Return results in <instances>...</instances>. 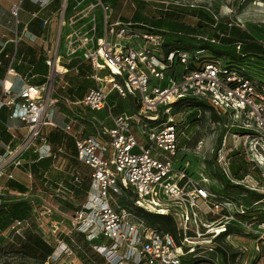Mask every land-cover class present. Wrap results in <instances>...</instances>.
I'll list each match as a JSON object with an SVG mask.
<instances>
[{
	"label": "built area",
	"instance_id": "1",
	"mask_svg": "<svg viewBox=\"0 0 264 264\" xmlns=\"http://www.w3.org/2000/svg\"><path fill=\"white\" fill-rule=\"evenodd\" d=\"M26 1L39 11L59 2L57 34L55 43L44 51L46 74L41 84H30L29 73L20 78L19 90L0 79V112L6 109L7 121H17L25 129L18 138L11 133L15 128L4 124L11 138L6 144L0 142V180H13L12 171L21 170L30 181L24 194L7 193L23 197L16 199L26 201L30 211L0 234V246L32 233L53 247L43 264H75L80 263L77 251L84 254L77 235L104 264H224L228 255L214 240L232 224L253 231L255 249L264 260L260 251L264 247L260 216L264 213V72H252L253 60L230 64L229 59L204 57V50L166 49L167 31L141 22L110 21L112 10L102 0H15L9 8L15 43L23 38L41 40L20 21ZM48 22L42 20L40 27L45 29ZM195 38L219 44V39L209 36ZM235 48L239 52L240 44ZM73 60L78 62L72 65ZM81 66L94 87L87 88L80 101L63 99L57 92L70 87L66 77L78 75ZM6 75L17 74L9 68ZM112 96L130 98L135 113L113 114ZM59 99L87 113L55 123L53 107ZM183 100L205 104L209 110L196 109L189 118V112L176 106ZM103 111L106 116L100 118ZM208 113L223 133L214 152L220 176L242 188L238 196L215 193L213 189L221 185H213L203 172L194 177L189 160L180 158L190 142L187 130ZM51 130L72 142L73 153L64 143H49ZM233 153L249 165L240 172L241 179L230 172ZM27 155H34L36 161L51 160L55 170L60 156L87 167L84 199L74 198L82 190L78 172L71 174L68 186L50 184L43 175L45 188L33 187L24 168ZM250 193L260 198L246 204L243 199H249ZM127 197L125 205L122 199ZM139 210L170 218L176 239L147 224L137 215Z\"/></svg>",
	"mask_w": 264,
	"mask_h": 264
},
{
	"label": "trees",
	"instance_id": "2",
	"mask_svg": "<svg viewBox=\"0 0 264 264\" xmlns=\"http://www.w3.org/2000/svg\"><path fill=\"white\" fill-rule=\"evenodd\" d=\"M102 2H104L106 5L108 4V0H102ZM37 11L38 8L36 7V10L33 12V14ZM143 14V12L141 13L135 11L130 20L122 21L141 22L148 24L155 29L167 31L168 33H166L164 37V48L166 49H181L190 52V45H188L190 42L187 43L188 47H182L180 44L184 43L182 42V40H185L186 42L195 41L198 43V47L195 50L207 51L209 58L229 59L230 64H238L244 58H251L253 60L251 63L254 64L250 66L254 69L252 70V72L257 73L255 70L264 72V42L257 41L249 34L240 32L238 29H235L233 27L228 28L226 24L222 26V24L215 21V19L209 12L203 9L168 5L166 8H163V6H161L158 9L157 14L159 15L157 17H148ZM185 14H189L191 17L197 20L194 26L187 25L181 20ZM39 23V20H33L29 24L30 31L40 34L38 28ZM219 34H223V37L220 38ZM196 36H209L211 38L219 39V44L216 46L209 45L207 44V42L197 40L195 38ZM237 43L240 44L239 52H237L235 48ZM232 52H234L235 54H239L240 57H231L230 54ZM77 62L78 61L73 60L71 64L74 65ZM27 69L29 70V74L39 73L41 75H45L46 73L45 65L43 63V60H41L40 58L37 65H33V68L29 67ZM85 71V66L79 67V74L77 76H79L80 78H84ZM42 82L43 79L40 78L34 81V84L32 85H39ZM85 87L86 86L82 85L80 82L78 84H71V86L63 93L67 95V98L71 102L80 101L82 100L87 90V87ZM176 106L182 107L185 109V111L189 112V118H191V116H194V114L196 113V109H201L203 111L209 110V107L205 104L191 100H183L180 103L176 104ZM7 114L8 113L6 109L0 112V142L5 144L8 143L11 138V135L6 132L4 127V124L7 123ZM47 139L53 146L64 143L66 147L73 153L72 142L69 139H66L65 136L59 131L51 130L48 133ZM219 145L220 141L218 142V147ZM0 153H3L2 149H0ZM231 156L232 159L230 162V172L236 179H241L242 175L240 174V172L243 170L245 171L246 168L249 167V165L245 162L243 157L238 155V153H233ZM65 160H67L70 164L68 168H72L73 171L67 174L66 178L64 179L60 178V174L56 172L57 170H53V168L51 167L52 161L49 159L36 161L34 155H27L25 156V161L27 162V164L24 166V168L28 169L29 173L32 176L34 182L33 187L38 186L43 188H45L43 175H45L50 184L64 182L68 186V183L71 180V174L78 172L79 177L81 178L82 190L77 191L74 195V198L78 201L83 200L85 197L84 192L87 189L89 181L87 182L86 178L83 176L82 171L80 170V166L82 165L77 164L71 158ZM215 174L214 176H216ZM220 185V189H213V191L215 193L220 192V194L228 197L238 196L239 191H243L241 187L234 186L224 179L220 181ZM5 187L6 192H17L20 194H24L26 192V187L24 185L19 184L13 180L7 181ZM253 196H250V194L248 195V197ZM244 203L248 204V200H245ZM29 211L30 207L26 201L18 199L3 200V202L0 204V234L5 231L13 221L22 220L28 217ZM137 215L141 217L147 224L156 226L160 231L168 233L176 239V228L170 218L161 215L150 214L142 210L137 211ZM75 240L84 251V254L77 251L78 258L82 264H104V261L91 251L90 247L81 236L76 235ZM4 246H8L14 254H18L33 261L29 263L22 262L18 264H43L53 250L51 244L44 242L39 236L32 233L27 234L25 236V240L15 239L13 244H7ZM1 251L3 252L4 250ZM223 260H225V257L223 258Z\"/></svg>",
	"mask_w": 264,
	"mask_h": 264
},
{
	"label": "rangeland",
	"instance_id": "3",
	"mask_svg": "<svg viewBox=\"0 0 264 264\" xmlns=\"http://www.w3.org/2000/svg\"><path fill=\"white\" fill-rule=\"evenodd\" d=\"M122 1L124 0H108L107 5L113 8L115 12L110 21L115 19L130 20L135 11L141 13L143 12V15L148 17H157L159 15L157 14L158 9L161 6H163V8L168 5L198 8L209 12L215 21L222 24V26L230 23L232 24L233 28L238 29L240 32H245L255 40L264 42V0H128L129 3H127L128 7L126 9L128 14H123L121 16L118 14L120 7L122 6ZM31 6L32 5L27 1L22 6L23 10L26 9L28 11V18L31 16ZM20 20H22V14H20ZM181 20L190 26H194L197 22V20L191 17L189 14H185ZM182 42H184L180 44L182 47H188V45H190V52L195 51V49L198 47V43L195 41L186 42L185 40H182ZM187 43L189 44L187 45ZM207 55L208 52L204 51V57H209ZM230 55L231 57L235 58L240 57L239 54H235L234 52H232ZM66 80L69 82V84H78L80 82L87 88L94 87L92 81L85 78H80L79 76L72 73L66 77ZM57 93L59 95H63V99L66 98L69 101L65 93ZM63 99H59L53 107L52 119H54L56 122H66V116H73L76 113H87V111L82 107L80 109L79 107L72 106ZM110 103L116 105V107L112 110L113 114H118L120 112H125L127 114L135 113V110L132 109V101L130 98L119 99L117 96H112L110 98ZM98 116L100 118H105L106 112L103 111ZM107 125H109V123H107ZM187 132L189 134L190 142L187 144V151L180 154V158L183 157V159L189 160L190 170L193 172L194 177H197L199 172H203L204 176H206V178H208L213 185L219 187L222 176L220 177V172L214 158V152L218 148V142L221 141V136L223 134L221 126L213 123L212 116L208 113L204 115L198 123H194L193 126L189 127ZM132 133L138 138L137 130L132 128ZM12 134L16 135L18 138H22L25 134V129L21 126L17 127L12 131ZM0 149H2V144H0ZM60 160L65 162L61 167H59ZM67 163L68 161L62 158V156H60L59 159L55 161V167H59L61 170L56 171L58 174H60L61 179L66 178L67 174L73 171L72 168H66L65 164ZM80 170L88 182L90 170L83 165L80 166ZM214 174L216 176H214ZM19 176L20 178H18V180L22 182L23 185L28 186V180L25 179L22 174ZM217 193L220 194V192ZM250 196H253V194L250 193ZM16 198L23 197H17L16 195L8 196L5 193L3 194L2 200H13ZM259 198L260 196L255 194L254 199L253 197H249V199L244 197L243 201L250 199L257 201ZM128 199L129 197L126 199L123 198L122 203L125 205L129 204ZM255 209H257V207H255ZM260 216L264 217V213H260ZM211 229L214 230L216 228L212 227ZM3 233L4 235L6 234L4 231ZM246 233L247 232H245L243 229L229 224V226H227L226 233L222 236H218L214 240L215 245L218 246V248L224 250L228 255V258L224 260V264H264V260H262L260 253H258V251L255 249L256 244L258 243L256 241L257 237L254 235L252 230H249V233ZM226 235L228 236L226 237ZM4 245L5 243H3L2 247H0L1 250H4L3 252L0 250V264L33 262L30 259L24 258L18 254H14L8 246ZM261 247L260 251H264V247ZM185 262L187 263L188 260L185 259ZM75 264L82 263L76 262Z\"/></svg>",
	"mask_w": 264,
	"mask_h": 264
},
{
	"label": "crops",
	"instance_id": "4",
	"mask_svg": "<svg viewBox=\"0 0 264 264\" xmlns=\"http://www.w3.org/2000/svg\"><path fill=\"white\" fill-rule=\"evenodd\" d=\"M15 0H0V79H6L8 82H12L13 87L15 90H19L22 86V82L20 78H23L26 76V74L29 73V70L27 68H33V65H37L39 62V58L43 60L44 63V58H45V53L44 51L48 50L51 48V45L55 43L56 39V34H57V21H58V14H56L57 8H58V1H54L50 4L48 8L45 10L37 11L35 12L36 14H33V12L36 10V6L31 4L32 9H31V16L28 18V11L26 9H22L20 14H22V24L27 25V29L31 34H34L36 36H40L41 40L31 42L27 38H23L21 41L18 43H15V26H14V21L13 18L11 17L9 13V8L10 5L14 2ZM119 2V1H118ZM127 3H129L128 0L122 1V6L120 7L119 14L118 15H123V14H128L126 12L127 9ZM119 4V3H118ZM111 8V7H110ZM112 10V17L114 16L115 12L114 9L111 8ZM20 18V15H19ZM39 20L40 22L42 20H48V25L46 26L45 29H42L40 27V23L38 25L40 34L34 33L30 31L29 29V24L33 20ZM75 61V60H74ZM77 61V60H76ZM11 68L16 75V77L12 78L6 75V71ZM46 68V67H45ZM19 69V70H18ZM28 70V71H27ZM46 74V73H45ZM31 78H29V83L34 84L33 82L42 78L44 81V76L41 74H33L31 73L29 75ZM71 86V84H69ZM53 121L56 122L54 119ZM63 122H61L62 124ZM9 126L13 128L20 127V123L17 121H7ZM60 124V123H58ZM14 129V130H15ZM85 134L89 133V130L84 131ZM12 133V131H11ZM3 150V149H2ZM65 162L63 160H60V166L61 167ZM66 165V168L70 165L69 162ZM57 167V171H61ZM14 181L22 184L18 180L20 178V174L24 176L25 179L28 180L27 175L25 172L21 170H13L12 171ZM6 180L2 179L0 180V197L2 199L3 194H7L6 192ZM28 183L30 184V181L28 180ZM23 185V184H22ZM26 188L29 186L24 185Z\"/></svg>",
	"mask_w": 264,
	"mask_h": 264
},
{
	"label": "bare ground",
	"instance_id": "5",
	"mask_svg": "<svg viewBox=\"0 0 264 264\" xmlns=\"http://www.w3.org/2000/svg\"><path fill=\"white\" fill-rule=\"evenodd\" d=\"M9 85V82L8 81H6V83H5V86H8Z\"/></svg>",
	"mask_w": 264,
	"mask_h": 264
}]
</instances>
